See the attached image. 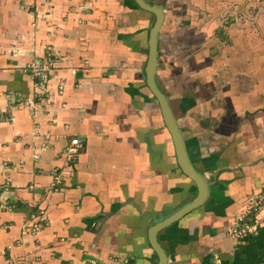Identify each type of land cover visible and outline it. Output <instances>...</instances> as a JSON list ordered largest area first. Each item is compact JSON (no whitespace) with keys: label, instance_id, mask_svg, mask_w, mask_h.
<instances>
[{"label":"crops","instance_id":"crops-1","mask_svg":"<svg viewBox=\"0 0 264 264\" xmlns=\"http://www.w3.org/2000/svg\"><path fill=\"white\" fill-rule=\"evenodd\" d=\"M149 1L166 15L158 65L166 88L173 77L163 68L193 61L190 33L201 16L213 13L214 21L226 11L215 35L227 43L232 22L255 23L264 9L256 0L246 8L244 0ZM135 6L132 0H0V264H157L149 227L195 197L144 78L155 18ZM247 45L240 50H254ZM249 54L237 60L239 70L252 65L234 87L241 104L219 111L222 155L198 121L186 120L191 100L171 96L186 125L191 161L212 188L205 205L161 233L168 264H264V209L253 216L257 233L236 239L229 231L264 192L258 79L264 59ZM36 58L50 67L43 99L27 69ZM33 97L38 104L31 113ZM46 134L51 143L42 152ZM69 137L81 138L84 147L64 166ZM35 153L42 158L35 161Z\"/></svg>","mask_w":264,"mask_h":264},{"label":"rangeland","instance_id":"rangeland-1","mask_svg":"<svg viewBox=\"0 0 264 264\" xmlns=\"http://www.w3.org/2000/svg\"><path fill=\"white\" fill-rule=\"evenodd\" d=\"M246 1L247 0L243 1V6L245 8L249 5ZM256 1H258V6L264 7V0ZM226 14V11L221 13V16L219 18L215 17L214 21L212 20L214 16L213 13L206 20H203V17L201 16V19L198 20L197 26H194V29L190 33V35L193 34L191 41L194 46V48L190 51L199 56L202 61H205L203 65H208L210 67L209 81L211 83L212 90H217L220 97H222V93L225 94L226 98L225 96L223 98L224 101H226L227 107L230 105L233 107L235 103H238L237 106L241 104L240 98L233 97L234 87L239 86L242 79L249 76L246 74H249L252 69L251 65L246 69V71L239 70L237 66L240 65V62L237 60L245 57L246 53H252L249 54L248 58L254 56L253 58H257L259 60L264 59V9L261 16L259 15V18L255 20V23L253 22V18H247V20L242 22L243 24L240 26L237 24V21L233 23L232 21H234V19L233 17H230L232 24L227 27V34L231 40L224 43L219 41V38H217L215 34L219 33L220 29L216 23L223 24L226 19L224 17ZM245 14L247 13L244 12L243 16ZM204 23H206V25ZM235 25L237 26V29L234 28ZM185 26L186 25L182 24V27ZM240 32H242V35H240ZM247 44H254L255 46L252 47L254 50H240L241 46L247 47ZM236 48L237 52L235 50ZM235 58L236 61H234ZM180 66L182 67L183 64ZM263 68L264 67L259 69L261 72L259 73L260 76L258 75V79L264 87ZM171 70H173V68H171ZM173 77H177L176 72L173 74ZM236 77H238V79ZM181 124L184 125V122Z\"/></svg>","mask_w":264,"mask_h":264},{"label":"water","instance_id":"water-1","mask_svg":"<svg viewBox=\"0 0 264 264\" xmlns=\"http://www.w3.org/2000/svg\"><path fill=\"white\" fill-rule=\"evenodd\" d=\"M136 8L145 10L155 15V21L150 28L148 35V60L145 68V82L152 93V96L160 109L165 128L168 130L174 144L177 162L180 170L195 184L196 196L188 203L179 207L175 212L157 219L151 224L148 230V239L154 251L157 264H168L169 256L163 244L160 242L161 233L177 221L181 220L186 214L197 207L205 205L210 200V185L205 174L196 168L190 159L187 141L180 128L178 118L174 113L172 102L162 92L158 81V65L160 62V33L165 21L164 8L149 0H132Z\"/></svg>","mask_w":264,"mask_h":264},{"label":"flooded vegetation","instance_id":"flooded-vegetation-1","mask_svg":"<svg viewBox=\"0 0 264 264\" xmlns=\"http://www.w3.org/2000/svg\"><path fill=\"white\" fill-rule=\"evenodd\" d=\"M152 15L155 18V15L154 14ZM165 18H166V15H165ZM192 58H193V61L189 65H186V66L183 65L181 67V66H175V64H173L172 66H169L168 69L164 67L162 73L167 74V77L168 75L173 77V74L175 72L177 75V77H173V79L170 80V82L172 81V83L169 88L165 87L169 84L166 83L164 85L162 80L161 79L159 80L158 77H157V81H158V84L162 92L165 94V96L169 100L171 99V96L173 94L174 96H178L179 98L180 97L189 98L191 100L192 110H190V113L187 115L186 120L190 122H194V123H195V120L198 121L200 123L199 125L204 127V129L207 130V133H209L210 136L212 135V138L215 141V145H214L216 148L215 154L220 155L224 149L223 150L221 149L220 140L216 139L217 123L220 120L219 111L221 110L227 111L229 110L231 105L227 107L226 101H224V98H223L224 97L223 93H222V97H220V95H218L217 90L216 91L212 90L211 83L209 81L210 80V77H209L210 67L208 65H203L205 61H202V59L196 54H194ZM181 59H184V58H181ZM171 68H173V70H171ZM178 123L180 125V128L183 130V134H184L186 131V125H182L181 124L182 122L179 121V118H178ZM187 148H188V152L190 154V159H191L192 153L190 152L189 147Z\"/></svg>","mask_w":264,"mask_h":264},{"label":"built area","instance_id":"built-area-1","mask_svg":"<svg viewBox=\"0 0 264 264\" xmlns=\"http://www.w3.org/2000/svg\"><path fill=\"white\" fill-rule=\"evenodd\" d=\"M27 69L31 72L32 77L35 81V86L38 89V98L43 99L45 91L48 88L49 82H50V67L49 65L42 61L39 58H36L32 60L27 66ZM38 98L33 97L27 101V104L31 110V113H34V109L36 108L38 104ZM21 100V99H19ZM44 138L48 141V144L44 145L42 147V152L45 151L48 148V145L51 143V135L46 134ZM33 140V138H32ZM84 147L83 140L79 137H69L63 144L62 149L63 152L66 155V160L64 163V166H68L69 162L74 161L76 157L78 156V153L80 150ZM42 158V153H35L33 154V159L35 161H38ZM55 180L57 184L61 183V179L59 175H55ZM264 209V192H260L257 195L254 196V198L251 200V203L246 206L241 213L231 221L230 223V234L236 238L240 239L249 234L251 230H255L254 222H253V216L260 215ZM258 215V216H259ZM40 223L38 224V226ZM29 225H23L24 232L28 233ZM33 228L37 229V226L34 225ZM255 233L258 232V230L254 231ZM214 260L215 262L219 260V254H214ZM22 264H31L29 261H23Z\"/></svg>","mask_w":264,"mask_h":264}]
</instances>
